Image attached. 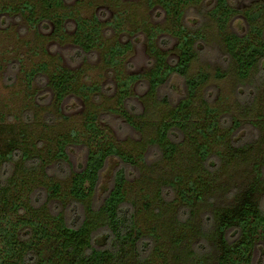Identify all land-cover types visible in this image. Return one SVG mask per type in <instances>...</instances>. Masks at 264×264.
Returning <instances> with one entry per match:
<instances>
[{"label":"trees","instance_id":"1","mask_svg":"<svg viewBox=\"0 0 264 264\" xmlns=\"http://www.w3.org/2000/svg\"><path fill=\"white\" fill-rule=\"evenodd\" d=\"M29 1L32 4L21 0V8L16 4L14 8L0 4V18H5V14H19L29 24L51 21L54 28L49 39L54 43L70 39L76 58L100 51L104 65L117 73L115 87L119 93L115 105L105 114L88 110L82 129L73 128L55 135L48 126L45 128L47 133L36 136L31 149H27L30 139L29 128L25 127L15 129L12 139L4 146L0 144V264H152L156 243L160 240L156 229L165 227V223L159 222L152 232L141 234L132 203L126 200L129 178L126 170L117 169L109 189L97 197L100 174L109 158H116L128 167L137 166L139 162L145 166L144 149L137 150L133 156L107 134L105 129L110 130L107 120L111 115L121 123L118 130L125 127L140 134L145 124H155L153 135L145 141L152 150L146 156L168 161L179 160L178 153L185 156L186 165L180 172L187 175L186 180L179 173L161 181V185L157 184L155 223L168 212L171 205H167L173 202L171 194L177 189L181 204L178 209L181 210L175 213L174 228L180 223L186 226L187 222L183 220L188 221L190 216L186 215L185 209L195 202L203 203L200 189L204 186L202 183L199 186V182H213L214 171L220 163L228 168L248 161L253 179L246 188L241 193L231 189L227 194L231 199L227 206L204 216L196 232L198 238L189 244L187 251L181 238L172 239V251L178 256L179 264L192 261L196 264L201 260L202 264H254L255 248L262 244L257 264H264V192L259 191V187L264 186V137L258 139V145L261 144L263 149L255 159L251 155L257 141L237 145L230 139L226 144V137L232 134L228 128L230 120L221 117L224 110L221 112L215 105L211 106L208 88L200 92L207 82V75L202 72L195 76L190 74L206 37L203 28L189 31L184 25V17L186 10L202 0H148L149 8L156 6L162 11L165 27L145 28L147 24L143 21L134 28L135 32L139 29L146 32L149 68L141 74L123 78H120V61L131 50L130 44L114 42L104 48L99 41L101 26L94 15L90 19H81L75 18L69 9L58 13L61 0ZM237 14L242 15L249 26L240 35L229 31V24ZM207 15L217 31L225 59V71L216 70L214 77L223 79L230 71L238 81L251 87L248 96L238 102L247 114L264 88V5L259 3L240 12L227 0H215ZM123 21L120 16L114 23L106 25L120 32ZM69 22L74 23V29L71 35H66ZM163 30L169 36H159L156 41ZM173 40L175 56L167 59L159 46L169 47ZM53 63H39L26 77L28 80L46 77L57 112L67 96L79 97L83 102L98 98L100 89L97 85H79L77 88L79 82L74 74L78 76L81 72ZM173 76L181 79L184 86V94L176 102L160 91ZM134 83L142 88L146 86L140 98L145 109L134 103L129 95ZM161 105L167 106L168 110L162 118L158 115L163 110H157ZM98 121L100 125L105 123L104 128ZM240 121L232 120L235 125ZM51 122L47 121L48 125ZM11 128L17 127L9 124L0 127V134ZM214 145L222 148L224 157ZM71 147H79L85 154L83 164L76 168L68 160ZM182 149L187 153H182ZM180 185L185 188H179ZM257 194H260L259 198ZM172 228L169 225L168 230Z\"/></svg>","mask_w":264,"mask_h":264},{"label":"rangeland","instance_id":"2","mask_svg":"<svg viewBox=\"0 0 264 264\" xmlns=\"http://www.w3.org/2000/svg\"><path fill=\"white\" fill-rule=\"evenodd\" d=\"M227 1L230 6L240 12L259 3L264 5V0ZM27 2L32 4L29 0ZM20 3L21 0H0L1 5L4 4L6 7L11 5L12 8L15 4L21 8ZM214 4L215 0H202L200 4L185 11L184 25L189 31L203 28L206 37L205 43H202L203 48L198 55V61L192 65L190 74L195 76L194 74L202 72L207 75V82L202 85L200 92L208 88L207 93L211 94L209 98L211 106L215 105L221 112L224 110L221 117L225 116L230 120L228 128L232 134L226 137V144L230 139L237 145L254 144L257 141L255 144L256 149L253 150V155H251L255 159L263 149L261 144L258 145L260 142L258 139L261 136L264 137V88L256 96L252 111L245 114L242 108L238 106V102L248 96L251 87L238 81L230 74V71L229 74L226 73L228 75H225L223 79L214 77L216 70L225 71L223 49L219 37L216 35L217 31L213 28L207 15ZM35 8L38 7L35 6ZM62 9L71 10L75 18L90 19L94 15L101 26L99 41L104 45V48L114 42L121 45L130 44L131 50L121 57L120 78L147 71L150 59L146 49V32L140 29L136 32L133 30L135 27L140 26L143 21L147 24L145 28L156 26L164 29V15L161 14L162 11L159 7L149 8L148 0H61V7L57 9L58 13ZM24 12L27 15V12ZM5 16V18H0V127L9 124L17 128H11V131L7 130L0 134V144L2 146L9 139H12L15 129L28 127L30 141H27L26 148L31 149V144L35 141L34 138L47 133L46 127L52 128L55 135L67 133L73 128L82 129V122L88 110L102 115L115 105L119 93L115 87L117 73L104 65L100 51L93 52V55L76 58L70 39L68 42L62 43H54L49 39L52 28H54L51 21H34L29 24L19 14H5ZM120 16L124 20L120 32L114 31L106 25L109 22L114 23L115 18ZM70 19H73V17ZM248 28L249 26L240 14L235 15L229 24V31L239 35L246 32ZM73 29L74 23L69 22L66 35H71ZM162 35H167L164 30L157 35L156 41ZM174 44L175 41L173 40L169 47L162 48L159 46L160 50L167 54V59L175 56L173 52ZM48 61L72 69L73 72L84 74L85 77L81 73L78 76L74 74L79 82L77 88H79V85H97L100 89L98 98L91 102H83L79 97L67 96L66 101L64 100L65 103L59 106V112H57L54 105V96L46 84V77L43 76L42 80H39V78L28 80V77H26V74L31 69H35L39 63ZM127 64L129 67L126 66ZM145 89L146 86L142 88V86H137L135 83L129 89L132 101L136 104L139 103L138 105L142 106L143 109L146 108V105L140 101V98ZM160 91L162 94H167L171 101L176 102L184 94L183 81L177 76H173L166 85L162 86ZM166 107L158 106L157 110H163L162 114L158 115L160 118L163 114H167ZM164 108L166 109L164 110ZM225 112L227 115H225ZM24 118L29 119L30 122L25 123ZM49 120L52 121L50 125L47 123ZM232 120L241 121L238 125H235ZM107 121H110V130L105 129L107 134L111 138L113 137L126 151L135 156L137 150L144 149L142 159L145 161V166L139 162L137 166L128 167L121 164L116 158H109L100 174L97 197L100 198L109 189L114 172L121 167L125 169L129 176L126 187V200L132 203L135 221L142 232L141 234L152 232V229L156 228L159 222L165 223V227L160 228L158 226L156 229V231H159L157 234L160 240L156 243L152 264H179L178 256H175L172 251V239H183L181 244L187 251L189 244H192L198 238L196 232H198L204 216L210 214L212 210L227 206L231 201L227 197L231 189L242 192L253 179L249 162L232 164L228 168L220 163L217 170L214 171L215 179L213 182H199V186L200 183H202L201 186H204L202 190L200 189V193L204 198L203 203L195 202L188 209H185L186 215L190 216L188 221L183 220V222H187L186 226L180 223L177 228H174L176 224L175 213L181 210V208L178 209L181 204L176 194L177 189L171 194L173 195V202L167 205H171L168 212L164 213L163 217L155 223L154 216H156V213L154 209L157 205H155L154 197L158 191L157 184L161 185V181L170 179L173 174L177 175L179 173L185 181L187 175L180 172L186 165L185 156L181 157V153H178L179 160L172 159L171 161L164 160V158L155 160L146 156L152 150H149L145 145V141L153 135L155 124H145L143 131L139 134L125 127H123V130H118L121 123L115 121L112 115L109 116ZM104 124V122L101 125L99 123L102 128H104ZM254 125L261 127L258 129ZM219 133L222 134V131H219ZM217 147V145H214V148ZM218 149L222 150L220 147ZM180 151L187 153L186 149ZM221 154V156H225L224 151H221ZM68 160L76 168L83 164L85 154L79 147H71ZM246 160L248 159L246 158ZM203 179L206 180V178ZM180 187L185 188L184 185H180ZM259 188L260 193L264 192L262 190L264 186ZM259 196L260 194L256 195L257 198ZM145 204L148 205L145 206ZM169 225L173 227L170 230H168ZM260 246L255 248L254 264H257L260 259ZM202 261L196 262V264H202ZM192 263L193 261L189 264Z\"/></svg>","mask_w":264,"mask_h":264}]
</instances>
